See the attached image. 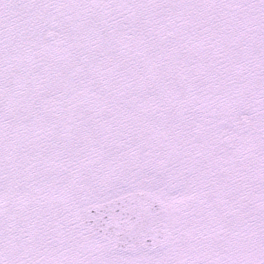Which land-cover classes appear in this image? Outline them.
Instances as JSON below:
<instances>
[{
  "label": "snow or ice",
  "instance_id": "obj_1",
  "mask_svg": "<svg viewBox=\"0 0 264 264\" xmlns=\"http://www.w3.org/2000/svg\"><path fill=\"white\" fill-rule=\"evenodd\" d=\"M0 264H264V0H0Z\"/></svg>",
  "mask_w": 264,
  "mask_h": 264
}]
</instances>
